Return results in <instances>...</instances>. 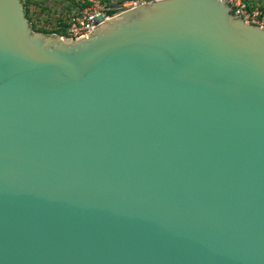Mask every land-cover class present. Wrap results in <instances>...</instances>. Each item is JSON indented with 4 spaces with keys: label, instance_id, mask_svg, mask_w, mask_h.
Listing matches in <instances>:
<instances>
[{
    "label": "water",
    "instance_id": "obj_1",
    "mask_svg": "<svg viewBox=\"0 0 264 264\" xmlns=\"http://www.w3.org/2000/svg\"><path fill=\"white\" fill-rule=\"evenodd\" d=\"M0 264H264V28L160 0L71 40L0 0Z\"/></svg>",
    "mask_w": 264,
    "mask_h": 264
},
{
    "label": "built area",
    "instance_id": "obj_2",
    "mask_svg": "<svg viewBox=\"0 0 264 264\" xmlns=\"http://www.w3.org/2000/svg\"><path fill=\"white\" fill-rule=\"evenodd\" d=\"M160 0H72V10L64 18V28L61 38L77 40L93 32L103 21L111 19L139 5ZM226 2L233 13L247 24L264 28V11L259 6H249L245 0H220ZM57 25V24H56ZM55 20L53 28L56 27ZM58 25H60L58 23Z\"/></svg>",
    "mask_w": 264,
    "mask_h": 264
},
{
    "label": "rangeland",
    "instance_id": "obj_3",
    "mask_svg": "<svg viewBox=\"0 0 264 264\" xmlns=\"http://www.w3.org/2000/svg\"><path fill=\"white\" fill-rule=\"evenodd\" d=\"M34 5L30 6V12L32 13V21L37 27H49L53 28V21L58 17L65 18L72 10L69 0H31ZM24 2V0H23ZM251 2V1H250ZM254 6H263L264 0H254ZM70 7V9H69ZM33 13H36L34 15ZM28 18V17H27ZM46 18L50 21L47 24Z\"/></svg>",
    "mask_w": 264,
    "mask_h": 264
},
{
    "label": "trees",
    "instance_id": "obj_4",
    "mask_svg": "<svg viewBox=\"0 0 264 264\" xmlns=\"http://www.w3.org/2000/svg\"><path fill=\"white\" fill-rule=\"evenodd\" d=\"M70 3H72V0H69ZM248 4H250L249 6H252L253 3H254V0H245ZM251 1V2H250ZM31 5H34L33 4V1L31 0H24V9H25V15L26 17H28V19L30 20L31 22V25L33 27L34 30L36 31H41V32H44V33H58V34H61L62 31H63V28H64V18L62 17H58L57 19H55V25L56 27L55 28H47L45 26H42V27H37L36 24L33 23L32 21V13L30 12V6ZM70 9V7H69ZM260 9H262L264 11V5L263 6H260ZM34 15H36V13H33ZM47 24H50V21L46 18V21H45ZM58 23L60 25H58Z\"/></svg>",
    "mask_w": 264,
    "mask_h": 264
}]
</instances>
